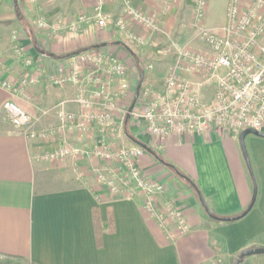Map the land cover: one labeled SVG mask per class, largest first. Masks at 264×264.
<instances>
[{
    "label": "crops",
    "instance_id": "crops-1",
    "mask_svg": "<svg viewBox=\"0 0 264 264\" xmlns=\"http://www.w3.org/2000/svg\"><path fill=\"white\" fill-rule=\"evenodd\" d=\"M127 1L154 16L162 32L149 34L137 28L135 34L145 40L139 44L128 34L97 26L99 4L103 16L117 19L125 14ZM255 1L243 0V7ZM229 4L230 0H209L208 27L220 30L227 24ZM194 5L195 0H0V264H233L241 252L264 248V139L246 138L258 185L255 205L245 218L225 223L211 219L196 191L144 146L185 174L199 188L213 214L227 219L244 213L255 192L239 136L215 129L207 136L173 134L156 139L128 114H120L114 130L105 133L75 132L46 144L29 143L3 109L6 101L16 102L39 119L38 131L57 125L52 108L58 104L66 103L70 112L79 113L76 98L89 95L94 86L81 83L57 88L49 76L58 66L78 61L84 54L117 56L127 65L131 89L137 92L142 82L139 97L147 88L162 90L173 63L163 49L172 42L191 40ZM82 17L88 21L79 23L74 34H36L31 26L23 25L38 19L51 25H70ZM14 30L24 35L20 47L46 70L40 84L19 93L1 86L7 82L18 89L24 72L23 58L14 54L12 44L5 43ZM192 46L209 51L199 40L192 41ZM83 68L87 72L88 66ZM183 77L203 89V99L214 94L213 88L204 89L201 76L183 73ZM119 90L115 82L111 92L117 96ZM129 101L117 97L120 108L130 109L133 103ZM102 142L144 150L142 168L165 184V199L175 200L184 211L191 227L188 234L174 232L171 237L145 213L141 198L126 200L101 186L95 176L100 164L91 156L56 162L40 159L64 145L91 152ZM117 167L109 165L115 178L123 175ZM241 264H264V255L248 257Z\"/></svg>",
    "mask_w": 264,
    "mask_h": 264
},
{
    "label": "built area",
    "instance_id": "built-area-1",
    "mask_svg": "<svg viewBox=\"0 0 264 264\" xmlns=\"http://www.w3.org/2000/svg\"><path fill=\"white\" fill-rule=\"evenodd\" d=\"M209 0H195L190 22L191 40L172 42L164 47L163 54L173 58L168 68L162 90L147 88L138 98L132 111L120 108L117 97H128L131 85L128 82V68L117 56L102 57L84 54L78 61L58 66L50 73L54 87L64 88L69 84L87 83L94 86L89 95H79L75 103L79 113L70 112L66 103L52 108L57 125L43 131L36 128L38 118H33L14 101H6L3 109L13 127L29 143H48L71 133H102L114 130L120 114H128L146 132L156 138L173 134L210 135L215 130H227L236 136L243 131L254 130L264 133V0H256L248 8L243 0H230L227 24L220 30L207 26L206 14ZM101 4L97 7L96 24L101 29L112 28L121 34L144 44V38L135 30L143 29L149 34H160L161 23L153 16L134 8L126 2L125 14L117 19L103 16ZM51 25L45 19L31 20V25L41 33L66 31L76 33L79 23ZM199 40L208 52L195 49L192 41ZM23 58L24 72L20 87L14 88L4 82L1 86L13 92L40 84L46 70L38 59L28 55L20 46L16 48ZM83 65L88 66L84 72ZM201 76L204 89H214V94L203 99V89L196 88L183 77ZM115 82L120 85L117 96L112 92ZM49 111L43 112V115ZM144 150L139 147H116L102 142L91 152L70 145L61 146L40 156L48 162L75 159L88 155L100 164L95 176L101 186L126 200L141 198L143 210L159 227L169 233L186 235L191 227L184 211L173 199L166 198L164 183L148 175L141 166ZM118 164L123 175L115 178L110 164ZM164 198V199H163ZM162 199V201H161Z\"/></svg>",
    "mask_w": 264,
    "mask_h": 264
},
{
    "label": "water",
    "instance_id": "water-1",
    "mask_svg": "<svg viewBox=\"0 0 264 264\" xmlns=\"http://www.w3.org/2000/svg\"><path fill=\"white\" fill-rule=\"evenodd\" d=\"M141 84L138 86L137 88V92H136V96L134 99L133 104L130 107V111H132L137 103V100L139 98V93H140V89H141ZM250 135H253L255 137L264 139V133H260V132H256L254 130H246L243 131L240 135H239V143H240V148L247 166V170L253 180V184H254V198H253V202L251 204V206L240 216L234 217V218H227V219H219L217 218L213 212L211 211L210 207L208 206L204 196L202 194L199 195V199L201 202L202 207L204 208L205 212L207 213V215L213 219V220H217L220 222H225V223H233L236 221L241 220L243 217L247 216L248 213L252 210L253 206L255 205V202L257 200V195H258V185H257V181H256V177L253 171V167L251 164V160L249 157V153L247 150V146H246V138ZM144 149H148L147 147L144 146ZM264 255V248H256V249H249V250H245L243 252H241L237 258L235 259L233 264H241L243 260H245L248 257H252V256H263Z\"/></svg>",
    "mask_w": 264,
    "mask_h": 264
},
{
    "label": "rangeland",
    "instance_id": "rangeland-1",
    "mask_svg": "<svg viewBox=\"0 0 264 264\" xmlns=\"http://www.w3.org/2000/svg\"><path fill=\"white\" fill-rule=\"evenodd\" d=\"M21 14V13H20ZM154 17V16H153ZM155 18V17H154ZM156 19V18H155ZM23 25H25L26 27H29V26H31L32 28H33V26L31 25V21H29V23L28 22H23ZM34 29V28H33ZM35 30V29H34ZM36 34H40L41 32L40 31H34ZM44 33V32H43ZM43 33H41V34H43ZM191 33V32H190ZM191 37H192V35H191ZM23 38H24V35H22V33L19 31V30H14V31H11V34H9V36H6L5 37V43H7L8 44V46H9V44H10V46H11V44H12V48H14V50L16 51V52H14V54L16 55V56H18V52H17V47H19V46H21L20 44H21V42H22V40H23ZM7 46V47H8ZM13 54V55H14ZM19 57V56H18ZM55 70V69H54ZM53 70V71H54ZM52 71V72H53ZM135 96H136V92H135V90L133 91V90H131V93H130V96H128L127 98H129V104L131 105L133 102H134V99H135ZM114 164V163H113ZM117 169H121L120 168V166L118 165V167H117Z\"/></svg>",
    "mask_w": 264,
    "mask_h": 264
},
{
    "label": "trees",
    "instance_id": "trees-1",
    "mask_svg": "<svg viewBox=\"0 0 264 264\" xmlns=\"http://www.w3.org/2000/svg\"><path fill=\"white\" fill-rule=\"evenodd\" d=\"M16 13L18 18H20V14L18 9L16 8ZM130 139H132V137L129 135ZM133 140V139H132ZM135 141V140H133ZM147 151H149V153H151L153 156H155V158L157 159L158 162H160L163 166H165L167 169H169L170 171H172L177 177H179L180 179L184 180L185 182H187L197 193V195L199 196L201 193V191L199 190V188L195 185L194 182H192L185 174H183L178 168H176L175 166H173L172 164H170L169 162L165 161L164 159H162L160 156H158L155 152H153L151 149H146ZM203 195V194H202ZM258 196V195H257ZM243 214V213H242ZM240 214V215H242ZM239 215V216H240ZM246 217V216H245ZM243 217V218H245ZM218 218V217H217ZM242 218V219H243ZM219 219H223V218H219Z\"/></svg>",
    "mask_w": 264,
    "mask_h": 264
}]
</instances>
